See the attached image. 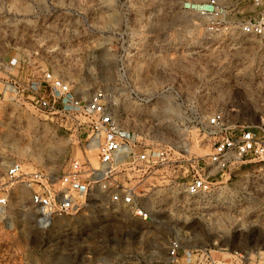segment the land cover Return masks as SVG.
Returning a JSON list of instances; mask_svg holds the SVG:
<instances>
[{
	"label": "rangeland",
	"instance_id": "374dc122",
	"mask_svg": "<svg viewBox=\"0 0 264 264\" xmlns=\"http://www.w3.org/2000/svg\"><path fill=\"white\" fill-rule=\"evenodd\" d=\"M203 1L0 0V61L6 62L9 79L20 83L28 75L39 74L46 64L58 63L77 90L88 94L104 90L111 104L118 99L120 110L128 114L125 125L148 132L154 145L203 157L207 149L198 143L201 136L176 129L173 118L165 116L170 110L167 105L134 106L127 97V85L118 82L122 62L130 72L134 60L141 65L151 53L152 69L181 71L177 78L170 72L147 86L134 84L140 94L154 96L164 82L176 79L174 84L180 85L182 93H194L201 103L221 108L228 119L248 125L264 123L263 42L215 48L216 44L202 41L195 55L189 56L191 33L201 36L202 28L185 7ZM158 55L167 57L161 61ZM146 109L153 112L145 114ZM76 155L78 144L72 134L56 131L53 121L18 97L1 102L0 180L14 160L60 174ZM241 171H233L235 177L227 182L238 196L244 182ZM182 176L179 164L171 163L155 168L137 183L151 222L142 223L128 210L110 206L93 194L78 213L55 221L45 231L35 227L29 190L5 184L10 204L0 213V264H173L167 251L174 238L183 240L185 250L211 249L227 264L228 255L219 254V248L249 257L264 250V211L254 224L238 221L235 231L217 225L219 233L208 211L198 210L179 189ZM247 198L255 205L264 202V187L259 190L250 184ZM248 263L264 264L253 257Z\"/></svg>",
	"mask_w": 264,
	"mask_h": 264
},
{
	"label": "built area",
	"instance_id": "2783aa9c",
	"mask_svg": "<svg viewBox=\"0 0 264 264\" xmlns=\"http://www.w3.org/2000/svg\"><path fill=\"white\" fill-rule=\"evenodd\" d=\"M185 10L195 14L202 28L201 36L191 33L186 48L191 49L189 56L195 55L202 41L216 44L215 48L245 41L264 43V0H204L187 4ZM180 45L179 42L178 48ZM166 57L158 55L156 59L162 61ZM145 58L141 65L134 60L130 72L123 62L118 68V82L127 85V97L134 106L149 107L157 102L167 105L170 111L165 116L173 118L171 123L176 129L182 134L193 132L195 137L201 136L198 143H204L205 156H186L180 148L175 151L170 146L154 145L148 132L125 125L128 114L125 109L120 110L118 99L111 104L104 90L91 94L77 90L58 63L46 64L39 74L28 75L20 83L14 77L9 79L7 64L0 61V104L18 97L53 121L56 131L72 134L78 144V155L69 160L60 174L44 166L11 161L0 180V213L10 204V191L5 184H18L29 190V207L39 230H49L55 221L75 215L93 194L101 196L110 206L128 210L142 223L151 222V213L141 203L137 183L157 167L178 163L183 169L179 189L198 210L208 211L213 228L219 230V225L231 232L238 221L247 226L263 217L264 202L255 205L247 196L250 184L259 190L264 187V123L248 125L230 120L221 108L201 103L194 93H182L180 85L174 84L176 79L170 84L164 82L154 96L140 94L134 84L143 82L147 86L170 72L177 78L179 70L152 69V54L147 53ZM152 112V109L144 111ZM241 169L244 182L238 196L227 187V182L235 177L233 171ZM182 243L180 238L169 241L167 253L173 264H227L211 249L185 250ZM218 250L219 254L228 255L230 264H249L250 257L264 262V250L250 257Z\"/></svg>",
	"mask_w": 264,
	"mask_h": 264
},
{
	"label": "bare ground",
	"instance_id": "6f19581e",
	"mask_svg": "<svg viewBox=\"0 0 264 264\" xmlns=\"http://www.w3.org/2000/svg\"><path fill=\"white\" fill-rule=\"evenodd\" d=\"M168 111H170V110H167V112H168ZM167 112H166V113H167Z\"/></svg>",
	"mask_w": 264,
	"mask_h": 264
}]
</instances>
